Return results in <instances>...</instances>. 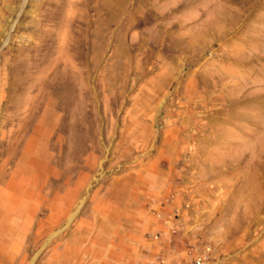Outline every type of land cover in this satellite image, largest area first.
Segmentation results:
<instances>
[{
    "label": "rangeland",
    "instance_id": "obj_1",
    "mask_svg": "<svg viewBox=\"0 0 264 264\" xmlns=\"http://www.w3.org/2000/svg\"><path fill=\"white\" fill-rule=\"evenodd\" d=\"M196 259L264 264V0H0V264Z\"/></svg>",
    "mask_w": 264,
    "mask_h": 264
},
{
    "label": "built area",
    "instance_id": "obj_2",
    "mask_svg": "<svg viewBox=\"0 0 264 264\" xmlns=\"http://www.w3.org/2000/svg\"><path fill=\"white\" fill-rule=\"evenodd\" d=\"M155 212H156V211H155ZM156 215H157L158 217H160V212H156ZM149 235H150V234H149ZM157 237H158L157 234H153V235H151V236L149 237V239L155 240V239H157ZM192 264H200V260H199V259H196V260H194V261L192 262Z\"/></svg>",
    "mask_w": 264,
    "mask_h": 264
},
{
    "label": "crops",
    "instance_id": "obj_3",
    "mask_svg": "<svg viewBox=\"0 0 264 264\" xmlns=\"http://www.w3.org/2000/svg\"><path fill=\"white\" fill-rule=\"evenodd\" d=\"M148 234V233H147Z\"/></svg>",
    "mask_w": 264,
    "mask_h": 264
}]
</instances>
